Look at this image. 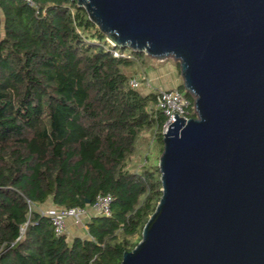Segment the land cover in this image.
Returning <instances> with one entry per match:
<instances>
[{
  "label": "trees",
  "instance_id": "1",
  "mask_svg": "<svg viewBox=\"0 0 264 264\" xmlns=\"http://www.w3.org/2000/svg\"><path fill=\"white\" fill-rule=\"evenodd\" d=\"M31 3L0 0V264H119L161 196L157 162L131 164L146 132L162 152L156 91L128 83L152 58L113 46L76 0ZM106 194L86 237L57 236L38 209Z\"/></svg>",
  "mask_w": 264,
  "mask_h": 264
},
{
  "label": "water",
  "instance_id": "2",
  "mask_svg": "<svg viewBox=\"0 0 264 264\" xmlns=\"http://www.w3.org/2000/svg\"><path fill=\"white\" fill-rule=\"evenodd\" d=\"M113 46L172 59L194 117L162 135L161 196L119 264H264V0H76Z\"/></svg>",
  "mask_w": 264,
  "mask_h": 264
},
{
  "label": "built area",
  "instance_id": "3",
  "mask_svg": "<svg viewBox=\"0 0 264 264\" xmlns=\"http://www.w3.org/2000/svg\"><path fill=\"white\" fill-rule=\"evenodd\" d=\"M29 4L31 0H25ZM114 56L125 57V54L112 50ZM141 76L134 75L129 78V86L139 89ZM154 108L162 112L165 116V122L161 127V133H165L167 124L175 119V115L188 119L194 112L193 105L188 98L184 96L176 87L167 89H157ZM191 109V110H190ZM111 198L108 194L98 195L92 205L87 208H68L43 211L42 214L47 215L53 225L54 232L57 236L66 234V220L73 219L76 224L84 225L85 220L91 215H110Z\"/></svg>",
  "mask_w": 264,
  "mask_h": 264
},
{
  "label": "rangeland",
  "instance_id": "4",
  "mask_svg": "<svg viewBox=\"0 0 264 264\" xmlns=\"http://www.w3.org/2000/svg\"><path fill=\"white\" fill-rule=\"evenodd\" d=\"M135 75L141 76L139 82V91L141 93H146L151 90L157 91V89H167L169 84H175L177 88V86L181 84L178 66L172 59L149 60ZM138 144V155L132 158V166L136 167L137 164L142 163V159L145 156L148 157L150 163L157 162L158 165L160 156L159 147L157 143L152 140V136L149 132L144 133L139 138ZM76 225L79 224H75V226ZM79 227H81L82 230L85 228L84 225H79Z\"/></svg>",
  "mask_w": 264,
  "mask_h": 264
},
{
  "label": "crops",
  "instance_id": "5",
  "mask_svg": "<svg viewBox=\"0 0 264 264\" xmlns=\"http://www.w3.org/2000/svg\"><path fill=\"white\" fill-rule=\"evenodd\" d=\"M175 86H176L175 84H169L168 88L175 87ZM38 209L39 211L43 212V211L56 210L58 208L53 206L51 202H48L44 206L39 207ZM72 220L71 219L66 220L67 238L71 240L74 237H86L87 236L86 228L82 230L81 227H79V225L75 226L76 223ZM85 221H87V219Z\"/></svg>",
  "mask_w": 264,
  "mask_h": 264
}]
</instances>
